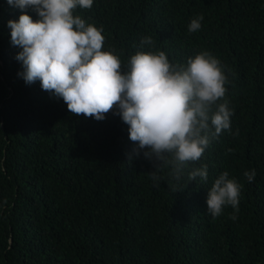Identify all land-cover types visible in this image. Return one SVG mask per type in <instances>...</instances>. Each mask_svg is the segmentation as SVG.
I'll list each match as a JSON object with an SVG mask.
<instances>
[{
    "label": "trees",
    "instance_id": "obj_1",
    "mask_svg": "<svg viewBox=\"0 0 264 264\" xmlns=\"http://www.w3.org/2000/svg\"><path fill=\"white\" fill-rule=\"evenodd\" d=\"M21 14L38 19L0 0V264H264V0H93L74 10L103 29L102 50L125 69L149 51L185 66L208 51L224 66L231 130L179 179L168 165L159 181L119 116H74L40 81L25 83L7 26ZM146 37L154 43L141 45ZM202 165L207 181L189 180ZM225 171L242 186L236 220L231 206L216 218L207 210Z\"/></svg>",
    "mask_w": 264,
    "mask_h": 264
},
{
    "label": "clouds",
    "instance_id": "obj_2",
    "mask_svg": "<svg viewBox=\"0 0 264 264\" xmlns=\"http://www.w3.org/2000/svg\"><path fill=\"white\" fill-rule=\"evenodd\" d=\"M23 12L31 7L38 19L21 14L9 20L11 44L20 51L16 59L26 84L40 81L42 90L62 99L74 116L103 121L112 113L129 126V139L137 143L145 159L157 162L151 174L170 165L179 179L189 162L199 161L213 139L231 130L233 111L225 99L229 83L224 66L208 51L174 65L164 51L137 52L123 67L115 50L103 51V29L74 15L77 7L90 9L93 0H6ZM203 16L191 21L189 32L200 30ZM151 37L141 45H152ZM231 70H229L230 72ZM219 101H223L219 103ZM131 159V157H130ZM249 182L255 171L245 172ZM208 179L207 165L193 169L189 180ZM241 185L227 171L207 194V210L213 218L225 207L239 211Z\"/></svg>",
    "mask_w": 264,
    "mask_h": 264
}]
</instances>
